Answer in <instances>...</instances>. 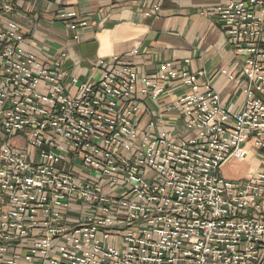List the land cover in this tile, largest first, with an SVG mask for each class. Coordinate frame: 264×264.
I'll return each mask as SVG.
<instances>
[{
    "label": "built area",
    "instance_id": "2783aa9c",
    "mask_svg": "<svg viewBox=\"0 0 264 264\" xmlns=\"http://www.w3.org/2000/svg\"><path fill=\"white\" fill-rule=\"evenodd\" d=\"M216 11L238 62L223 73L245 98L234 113L210 83L196 90L203 70L172 61L146 76L116 58L68 88L61 62L25 48L16 1L0 0V264H264V0ZM173 84L192 87L168 107L185 135L139 114V94ZM252 153L245 178L222 174Z\"/></svg>",
    "mask_w": 264,
    "mask_h": 264
},
{
    "label": "crops",
    "instance_id": "0c3cea01",
    "mask_svg": "<svg viewBox=\"0 0 264 264\" xmlns=\"http://www.w3.org/2000/svg\"><path fill=\"white\" fill-rule=\"evenodd\" d=\"M15 1L13 17L26 37L25 48L42 60L61 62L68 88H76L73 78L97 82L116 58L146 76L157 74L163 63L172 61L190 72L203 70L205 75L196 90L203 91L204 84L210 83L229 112L243 106L242 86L223 73H239L236 54L221 31L216 11V6L227 0ZM62 9L74 10L72 22L86 21L87 26L72 29L71 20L60 17ZM191 91L192 87L173 84L167 85L158 100L139 94L142 124L161 117L166 129L185 135L177 112L168 107ZM247 159H251V172L259 159L253 153Z\"/></svg>",
    "mask_w": 264,
    "mask_h": 264
},
{
    "label": "rangeland",
    "instance_id": "374dc122",
    "mask_svg": "<svg viewBox=\"0 0 264 264\" xmlns=\"http://www.w3.org/2000/svg\"><path fill=\"white\" fill-rule=\"evenodd\" d=\"M167 130H171V128H167ZM14 145L16 147H23L25 145V142L16 139L14 141ZM250 166L251 159H247L243 162L232 160L222 168V174L230 179L241 180L245 178L249 173Z\"/></svg>",
    "mask_w": 264,
    "mask_h": 264
}]
</instances>
